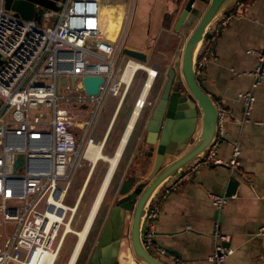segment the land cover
Instances as JSON below:
<instances>
[{
    "label": "built area",
    "instance_id": "obj_1",
    "mask_svg": "<svg viewBox=\"0 0 264 264\" xmlns=\"http://www.w3.org/2000/svg\"><path fill=\"white\" fill-rule=\"evenodd\" d=\"M55 3L59 4L58 9L43 7L36 21L20 17L0 2V264L10 261L27 264L30 255L39 249L54 250L57 254L64 234L76 231L69 223L79 191L71 204L63 202L62 198L72 172L84 165V161L89 167L91 161L86 156L89 145L101 146L102 140L91 133L101 93L117 94L120 98L128 86L120 80L119 74L115 75V69L129 11L123 14V25L117 34L109 37L99 20L98 0H56ZM50 16L53 17L51 22H40L41 18ZM217 17L208 29L210 35L204 36L197 47L196 77L206 61L217 25L224 23L228 15ZM247 51L257 58L250 72L254 76L251 84H254L262 73L258 61L263 52L256 48H247ZM140 68L146 78L147 70ZM84 74L102 76L96 94L84 92L81 83ZM71 75H74L72 81ZM76 89L80 92L72 94ZM237 95L242 101L240 121L264 125V120L249 116L253 101L251 90H240ZM215 104L213 140L181 168L177 177L160 186L150 199L141 222L144 247L158 258L166 255L171 264L183 262L154 238V219L160 198L200 165L224 162L235 167L237 164L236 140L231 141L228 158L222 160L215 154V144L222 135L221 122L229 112L227 106L216 101ZM79 110L88 111V117ZM17 153L22 154V160L13 168ZM209 200L214 209L219 210L226 195L211 192ZM255 233L264 234V220ZM210 234L213 242L207 258L212 264H222L231 249L222 244L226 234L218 228L217 220Z\"/></svg>",
    "mask_w": 264,
    "mask_h": 264
},
{
    "label": "crops",
    "instance_id": "obj_2",
    "mask_svg": "<svg viewBox=\"0 0 264 264\" xmlns=\"http://www.w3.org/2000/svg\"><path fill=\"white\" fill-rule=\"evenodd\" d=\"M183 1L98 0V16L106 34L114 37L123 25V14L129 11L121 44L145 52L147 60L155 59V63L160 60L158 64L162 66L172 59L179 60L184 37L207 0H194L196 16L192 20L186 17L183 22L175 24ZM226 14L227 20L217 25L210 39L207 58L197 80L200 87L218 104L229 108L221 122L222 135L215 144V154L225 160L230 154L231 141L236 140L237 164L235 167L224 162L200 165L189 177L181 178L174 188L160 198L154 219V238L176 254L183 264H212L207 254L212 249L210 233L214 220H217L218 228L226 234L222 244L231 249L222 264H264V234L255 233L256 227L264 220V125L240 121L242 101L237 95L240 90L250 89L253 101L249 116L264 120V0H232L218 16ZM52 20L50 16L47 19L41 18L40 22L49 23ZM247 48L263 52L262 59L258 61L262 73L254 84H251L254 76L250 72L257 58ZM151 51L160 56L150 58ZM125 92L120 98L116 94L115 103L97 135L99 130L95 125L98 113L107 95H115L101 93L91 133L94 138L102 140L100 151L104 155H112L120 141L119 138L116 144L112 134L108 141V136ZM125 120V115L121 116L119 126L113 131L115 137L122 135ZM99 159L102 158H97L94 164L90 162L89 167L86 165L84 168L77 190L78 202ZM180 170L163 184L177 177ZM231 179L235 182L229 188ZM227 188L226 201L219 210H215L210 203L209 193H224ZM160 258L171 264L166 255H160ZM124 263L139 264L132 260H125Z\"/></svg>",
    "mask_w": 264,
    "mask_h": 264
},
{
    "label": "water",
    "instance_id": "obj_3",
    "mask_svg": "<svg viewBox=\"0 0 264 264\" xmlns=\"http://www.w3.org/2000/svg\"><path fill=\"white\" fill-rule=\"evenodd\" d=\"M194 0H184L175 18V24L186 17L192 20L196 14ZM232 0H207L202 11L184 37L178 60V76L167 68L160 94L144 124V139L147 144L149 170L142 181L124 179L119 188L120 196L114 201L104 218L95 244L88 256V264H120L116 257L123 243L124 259L139 264H168L149 252L141 241V222L150 199L157 189L173 173L202 153L216 133L215 100L204 91L194 75V58L204 36H209V27L215 18L224 12V6ZM3 7L22 18L39 21L43 7L58 9L55 0H0ZM120 51L137 60H145L141 50L121 46ZM74 75L70 76L72 81ZM63 80V78H59ZM100 74L81 76L83 90L88 94L98 92ZM22 154L17 153L13 168L20 164ZM234 180H229L228 187ZM131 187V188H130ZM229 188L224 191L228 193ZM125 226V229H124ZM7 264H15L7 262Z\"/></svg>",
    "mask_w": 264,
    "mask_h": 264
},
{
    "label": "rangeland",
    "instance_id": "obj_4",
    "mask_svg": "<svg viewBox=\"0 0 264 264\" xmlns=\"http://www.w3.org/2000/svg\"><path fill=\"white\" fill-rule=\"evenodd\" d=\"M160 55H158L155 51H151L149 54L150 58H157ZM129 56L124 54L123 52L120 51V54L118 56V60H117V65H116V69H115V75L117 76L118 74H120L126 59ZM133 60H137L135 58L130 57ZM139 62H142L143 64L149 66L150 62H155V59H145V60H137ZM157 61V60H156ZM158 63L160 64V60H158ZM165 66L168 67H172L175 70V75H174V80H176L177 78H179L178 76V60H170V62L167 63V65H162L159 68V74L156 75V77L153 79L152 81V85L151 87H149L148 92H147V99H150L151 101L154 100L155 96H156V92L159 88V84L160 86L163 83V80L166 76V68ZM137 70V71H136ZM132 77L131 80L127 86L126 92H125V97L124 100L119 108V111L117 113V116L114 120L113 126L111 128V133L108 136V141L110 140V135L112 134L113 136V141L117 144L118 139L120 138V136H114L115 134H113V131L115 132V129L119 126L118 123L120 122L121 116L125 115L126 120L128 118L129 115H131L132 113V108H133V102L134 99L136 97L139 96V93L142 89L143 86V81L145 82V71L141 68H137ZM143 83V84H142ZM77 92H80L78 89H76L75 91H73L72 94H76ZM117 95H107V100L104 102L103 108L102 110L98 113L97 116V125L96 128L97 130H99V132L97 133L100 134V131L102 130V127L104 126L106 119L108 117V113L110 112L113 104L115 103ZM144 104V103H143ZM143 104L140 108V111L136 117V124L135 127L132 129V131L130 133H128V137L127 140L124 143V146L122 148V151L118 157L116 166L112 172V175L109 179V183L107 184L108 187H106L104 194L102 195V200H100L101 202L98 205V208L94 214V217H92V223H90L88 230L84 236L83 239V243H81V246L79 248V252L77 253V255H79V258L75 259L77 264H85L87 261V251L89 250V247L92 246L97 233L99 232V229L104 221V218L107 214V211L110 207V205L114 202L117 194V186L119 184V181L121 180V178L124 176V172H125V167H126V163L128 160V140L131 138V136L133 135V133L138 132L145 116H146V111H147V105H144L145 107H143ZM79 113H82L85 117H88L89 112L85 111V110H79ZM130 118V116H129ZM128 118V120H129ZM125 120V123L127 124ZM124 123V124H125ZM125 124V126H126ZM95 128V130H96ZM125 129V127H124ZM123 129V131H124ZM97 130L95 131V133L97 132ZM119 131V128H118ZM122 131V133H123ZM121 133V134H122ZM138 134V133H137ZM106 150V148L104 149ZM107 152H110V150H108ZM113 154V153H112ZM110 156V154H108ZM86 162L84 161V165H82L80 168H76L70 177V181H69V186L68 189L66 191V193L64 194L62 200L63 202L67 203V204H71L73 199H74V195L76 193V191L78 190L80 181L82 179V175L84 172V168L86 167ZM107 168V162L104 161L103 159H99L97 160L95 167H94V171L92 173V176L90 177L88 184L86 186V189L82 195V197L80 198V201L75 209V212L73 214V220L71 219L69 226L70 228L74 229V230H79L80 228H82L85 219L87 217V214L91 208L92 202L96 196L97 190L99 188V185L101 182L100 179L102 180L103 176V172L106 171ZM105 170V171H104ZM104 175V174H103ZM102 177V178H101ZM99 184V185H98ZM98 187V188H97ZM97 189V190H96ZM92 224V225H91ZM125 229V226H124ZM77 241V236L75 234L74 231L69 230L67 231L64 236L63 239L61 241L59 250L55 256V260H53L52 264H67L68 259L70 257V254L72 252V249L75 245V242ZM124 244V243H123ZM120 245L119 251H118V255L116 257V259L118 258L119 263L121 264H125L124 261V245ZM82 252V253H81Z\"/></svg>",
    "mask_w": 264,
    "mask_h": 264
},
{
    "label": "bare ground",
    "instance_id": "obj_5",
    "mask_svg": "<svg viewBox=\"0 0 264 264\" xmlns=\"http://www.w3.org/2000/svg\"><path fill=\"white\" fill-rule=\"evenodd\" d=\"M140 67L145 68L147 70V76L145 78V82L142 86V89L139 93L137 103L133 107L131 115H129L130 118H129L126 126H125V129H124L121 137H120V141L118 143L117 148L115 149L113 154L109 156V155H104L101 153L100 144L91 145V146L89 145V147H88V151L86 153L87 158H89L92 163L97 158H102L104 161L107 162V168H106V171L104 172L103 178H102L100 185H99V188H98V192H97V194H96V196L92 202L91 208L87 214V217L85 219V222H84L82 228L75 231V234L77 236V241L75 242V245L72 249V252L70 254V257L68 259L67 264H72L73 261L75 260L74 258H76L75 256L77 254V251H78L81 243H83L82 241H83L84 236L88 230V227H89L90 223H92L91 222L92 217H94V214L98 208V205L101 202L100 200H102V195L104 194L106 187H108L107 184L109 183V179H110L112 172L116 166L118 157L122 151L124 143L127 140L126 138L128 137V133L132 127L133 121L137 116V113H138L139 108H140V107H138V105L140 103H142V101H143V96L146 92V89L148 88V86L150 84V80L152 79L154 69L150 66L144 65L143 63H141L137 60L128 59V60H126L124 66H123V68L119 74L120 80L126 84H129V82L131 80L132 73L137 68H140ZM146 94H147V92H146ZM135 124H136V119H135ZM55 256H56V253L54 250L39 249L38 251H36L32 255H30V257L28 258L27 264H52L53 260H55L54 259Z\"/></svg>",
    "mask_w": 264,
    "mask_h": 264
},
{
    "label": "flooded vegetation",
    "instance_id": "obj_6",
    "mask_svg": "<svg viewBox=\"0 0 264 264\" xmlns=\"http://www.w3.org/2000/svg\"><path fill=\"white\" fill-rule=\"evenodd\" d=\"M149 65L153 67L155 74H154L153 78L151 79L148 88L151 87V83H152L153 79L156 77L157 74H159V68H160V65L158 63H155V62H150ZM166 72H167V69H166ZM162 85H163V83H162ZM162 85L160 86V84H159V88L156 92V96H155L153 101L146 98V96L148 95V94H146V92H148V90H149L148 88L146 89V92L143 96L142 104L144 103L143 107H145L144 105H147V111H146L147 113H146V116H145L138 132H136V133L134 132L133 135L131 136V138L128 140V147H129L128 148V160L126 163L124 176L121 178V180L119 181V184L117 186V194L118 195L116 196L114 201H116L117 198L120 196V194L118 193V188L124 179L134 177V178H137L138 180L142 181L143 179H145V177L147 175L149 167L147 166V155H146L147 144H146V140L144 139V134H145L144 124L146 122V119L148 118V115H149L154 103L156 102V99L158 98V96L160 94V90L162 88ZM140 108H141V106H140ZM140 108H139V111H140ZM139 111H138V113H139ZM138 113H137V115H138ZM135 119L133 121V124H132V127H131L129 133L135 127ZM78 203L76 204V207H77ZM76 207H75V209H76ZM72 220H73V217H72ZM99 231H100V229H99ZM98 233H97V236H98ZM95 240H96V238H95ZM95 240H94L92 246L89 247V250L87 251V261L85 264L89 263L88 262V256H89V254H90V252H91V250L95 244ZM59 247H60V245H59ZM58 250H59V248H58ZM58 250H57V252H58ZM78 252H79V249H78L77 253ZM75 257L76 258H74V259L79 258V255L76 254ZM117 261H118V258H117ZM77 262H76V260H74L72 264H77Z\"/></svg>",
    "mask_w": 264,
    "mask_h": 264
}]
</instances>
